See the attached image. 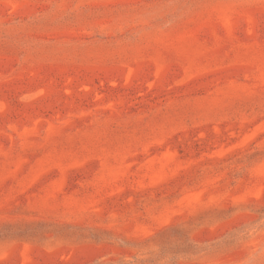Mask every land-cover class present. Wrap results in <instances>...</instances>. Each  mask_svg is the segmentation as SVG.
<instances>
[{
  "label": "rangeland",
  "instance_id": "rangeland-1",
  "mask_svg": "<svg viewBox=\"0 0 264 264\" xmlns=\"http://www.w3.org/2000/svg\"><path fill=\"white\" fill-rule=\"evenodd\" d=\"M0 264H264V0H0Z\"/></svg>",
  "mask_w": 264,
  "mask_h": 264
}]
</instances>
